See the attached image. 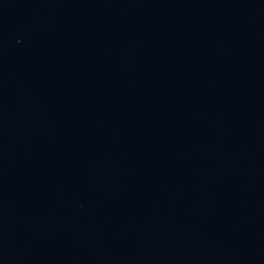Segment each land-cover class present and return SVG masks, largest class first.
Masks as SVG:
<instances>
[{
  "label": "water",
  "instance_id": "1",
  "mask_svg": "<svg viewBox=\"0 0 264 264\" xmlns=\"http://www.w3.org/2000/svg\"><path fill=\"white\" fill-rule=\"evenodd\" d=\"M0 264H264V0H0Z\"/></svg>",
  "mask_w": 264,
  "mask_h": 264
}]
</instances>
